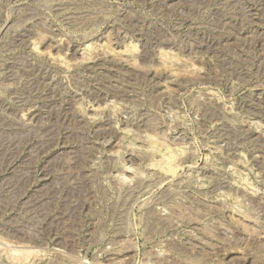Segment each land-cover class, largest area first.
Segmentation results:
<instances>
[{
    "label": "rangeland",
    "instance_id": "374dc122",
    "mask_svg": "<svg viewBox=\"0 0 264 264\" xmlns=\"http://www.w3.org/2000/svg\"><path fill=\"white\" fill-rule=\"evenodd\" d=\"M0 264H264V0H0Z\"/></svg>",
    "mask_w": 264,
    "mask_h": 264
},
{
    "label": "bare ground",
    "instance_id": "6f19581e",
    "mask_svg": "<svg viewBox=\"0 0 264 264\" xmlns=\"http://www.w3.org/2000/svg\"><path fill=\"white\" fill-rule=\"evenodd\" d=\"M170 161V160H169Z\"/></svg>",
    "mask_w": 264,
    "mask_h": 264
}]
</instances>
